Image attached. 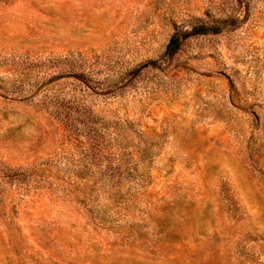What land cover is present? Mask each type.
I'll return each mask as SVG.
<instances>
[{"label": "rangeland", "instance_id": "rangeland-1", "mask_svg": "<svg viewBox=\"0 0 264 264\" xmlns=\"http://www.w3.org/2000/svg\"><path fill=\"white\" fill-rule=\"evenodd\" d=\"M0 264H264V0H0Z\"/></svg>", "mask_w": 264, "mask_h": 264}, {"label": "trees", "instance_id": "trees-1", "mask_svg": "<svg viewBox=\"0 0 264 264\" xmlns=\"http://www.w3.org/2000/svg\"><path fill=\"white\" fill-rule=\"evenodd\" d=\"M204 27L202 25L196 26L192 29V32L190 34H203ZM213 32H217L216 30ZM179 46V39L177 36H173L170 40L169 43L167 44L166 51L172 54L178 49Z\"/></svg>", "mask_w": 264, "mask_h": 264}]
</instances>
